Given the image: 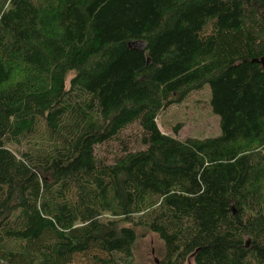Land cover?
I'll return each mask as SVG.
<instances>
[{
  "label": "trees",
  "instance_id": "obj_1",
  "mask_svg": "<svg viewBox=\"0 0 264 264\" xmlns=\"http://www.w3.org/2000/svg\"><path fill=\"white\" fill-rule=\"evenodd\" d=\"M261 57L264 0H0V264H264Z\"/></svg>",
  "mask_w": 264,
  "mask_h": 264
},
{
  "label": "rangeland",
  "instance_id": "obj_2",
  "mask_svg": "<svg viewBox=\"0 0 264 264\" xmlns=\"http://www.w3.org/2000/svg\"><path fill=\"white\" fill-rule=\"evenodd\" d=\"M209 99L208 85L192 91L181 102L174 103L159 112L156 118L159 129L180 140L186 138L204 139L219 135L220 119L212 112ZM127 133L126 142H131L133 131L130 130ZM113 145L114 150L118 149L117 143ZM103 154L105 155L104 152ZM161 254L162 247L155 235L149 233L138 238L134 249L137 264H154ZM188 264H192V262L189 260Z\"/></svg>",
  "mask_w": 264,
  "mask_h": 264
},
{
  "label": "water",
  "instance_id": "obj_3",
  "mask_svg": "<svg viewBox=\"0 0 264 264\" xmlns=\"http://www.w3.org/2000/svg\"><path fill=\"white\" fill-rule=\"evenodd\" d=\"M253 61H254V62H257V63H260L261 65L264 66V57H261V58H255Z\"/></svg>",
  "mask_w": 264,
  "mask_h": 264
}]
</instances>
